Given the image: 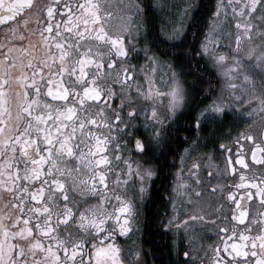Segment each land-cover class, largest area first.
<instances>
[{
    "label": "snow or ice",
    "instance_id": "6c2138e0",
    "mask_svg": "<svg viewBox=\"0 0 264 264\" xmlns=\"http://www.w3.org/2000/svg\"><path fill=\"white\" fill-rule=\"evenodd\" d=\"M135 8V15L141 16L140 5ZM220 8L217 5L215 16L221 14ZM223 8L226 17L229 9L238 14L236 27L244 36L251 39L255 29L264 38V0H227ZM21 15L25 25L29 19L35 20L40 39L18 50L8 48L0 56V264H124L116 236L133 234L131 225L138 215L135 200L150 199L146 181L154 183L153 177L159 171L139 163L134 168L132 156L143 157L157 150L165 155L173 125L191 117V126L186 129L192 133L191 147H198L203 140L205 145L216 146L217 151H227L231 162L232 148L218 142L232 136L231 130H224L228 118L250 119L257 100L264 112V77L259 97L248 95L246 89L237 93L236 85L229 83L233 98L225 100L212 96L216 89L211 87V76L215 66H221L229 81L233 79V68H258L264 73V43L258 56H249L248 60L242 55L233 56V65L225 69L228 57L218 51L220 36L215 28L203 34L197 48L185 51L183 45L189 33L182 30L183 25L169 34L164 29L157 32L146 14L136 22V37L131 36L128 27L115 33L106 31L103 17L111 13L102 10L99 0H77L75 5L72 0H0V24L14 22ZM195 25L193 16L188 27ZM235 40L239 48L241 35L237 34ZM104 48L107 52L102 51ZM37 49L43 55L34 56ZM171 49H177L171 51L176 60H162ZM13 51H18L19 56L12 55ZM141 53L147 66L167 63L172 70L167 91L159 94L168 99L163 117L149 102L157 99L151 82L145 89L135 79L136 66L127 63L139 59ZM202 60L208 79L201 72L185 70V65L191 67L193 61L199 69ZM28 70L30 75H25ZM189 76L195 79L189 82ZM243 79L253 90L256 88L252 76L244 75ZM14 86L18 89L15 122L8 106ZM244 139L255 145L250 150L251 161L264 167V138L257 142L248 135ZM233 146L237 150L236 162L248 169L246 154H240L243 144L236 141ZM257 151L261 153L259 158ZM199 169L200 165L194 163L184 183L190 180L199 187L211 181L213 173L201 174ZM231 171L236 174L237 170L233 167ZM109 176L133 195L109 189ZM239 177L240 182L227 192V199L236 206L233 218L242 221L248 212L245 201L258 196L264 206V174L246 176L241 171ZM209 190L215 192L216 186ZM109 191L111 196L107 195ZM77 194L95 196L97 203L81 207ZM113 198V210L108 211L106 204ZM204 218L199 214L183 220L174 218L166 227L176 225L179 231ZM220 231L225 236L229 233L228 228ZM231 235H237L235 229ZM239 239L241 243L233 242L231 246L225 243L226 257L221 261L217 256L215 264H236V257H243L244 264H264V229L257 235L241 232ZM130 253L136 259L129 264H143L140 249ZM169 255L172 256L171 249ZM193 256L191 251H177L171 264H194Z\"/></svg>",
    "mask_w": 264,
    "mask_h": 264
},
{
    "label": "flooded vegetation",
    "instance_id": "af4514ba",
    "mask_svg": "<svg viewBox=\"0 0 264 264\" xmlns=\"http://www.w3.org/2000/svg\"><path fill=\"white\" fill-rule=\"evenodd\" d=\"M120 1H123L122 3L125 4L126 10L119 12L117 18L114 19L113 15L116 14L117 9L110 7L111 0H99L102 10L111 13L110 16L103 17L104 27L110 33H115L122 28L128 27L131 36L136 37V27L132 22V18L136 12L135 6L132 0ZM79 2L87 3L88 0H79ZM92 2L95 3L97 0H92ZM72 3L75 5L77 0H72ZM141 6L144 18V4L142 3ZM24 19L25 17L21 15L14 22L0 27V45L4 46L0 47V56L8 48L18 50L21 47H27L30 41L35 43L40 39L35 20L29 19V23L25 25ZM117 19H127L128 23L121 25L117 23ZM12 29H15V31L13 32ZM142 31L143 27L141 26ZM33 33H36V35L33 36ZM22 36L27 37V39L22 40ZM102 51L107 52V49L104 48ZM37 54L43 55L39 49L33 53L34 56ZM12 55L19 56V52L13 51ZM127 63L136 66L135 79L145 89L149 87V83L151 82L152 92L157 95V99L149 102L157 107L161 117L165 116L167 114L166 105L168 104V99L161 97L159 94L166 92L167 88L158 86L156 76L150 75L149 72H151L152 66H147L143 53L140 54L139 59H130ZM12 74L16 75L15 72ZM25 75H30V70L26 71ZM208 78L209 75H205V79ZM211 79V87L216 89V92L212 93V96H221L225 100H231V90L220 89L217 75H212ZM259 84L260 86L262 85V80H259ZM208 86V84L203 85L204 88H208ZM133 89H135V84H133ZM15 91H18V89H15L14 86V90L8 96V106L11 109L13 122H15L17 115ZM48 99L50 100L51 98ZM208 102L204 101V103ZM252 107L255 112L250 119L228 118V125L224 130H231L232 136L230 139L218 142L228 143L232 148L231 162L227 159L229 155L227 151L223 153L217 151L216 146L211 143L205 145V142L201 140L198 147L194 149L191 147L193 141L189 137L192 136V133L186 130L191 126V117L187 119L181 118V120L173 125L172 136L169 138L170 145L164 147L165 155H160L159 150H157L155 153H146L143 157L132 156L134 168L136 163H139L142 167L151 166L153 170L158 169L159 171L158 175L153 177L154 183L151 180L146 181V187L150 186V199L135 200L138 215L131 225L133 234L130 237L119 234L116 236L115 243L121 249L120 258L124 261V264H129L130 261L136 259L130 253L132 249L141 250L139 259L143 264H171V260L175 258L177 251L181 253L184 251L193 252L194 256L192 259L194 264H215L217 256L220 257L221 261L226 257V254L223 252L225 243L229 246L233 242L241 243L239 239L241 232L245 235H257L261 229H264V222H262L264 221V206L261 205L260 197L257 196L251 201L244 202L248 212L242 221L233 218V211L236 209V206L227 199V192L240 182L239 173L241 171L246 176L255 175L256 177H260L261 174H264V167L256 165L251 161L250 150L255 145L251 141L244 139L248 135L254 136L257 142L261 138H264V112L260 110L258 101L253 103ZM92 110L96 111L95 106H93ZM244 116L247 117L248 113H245ZM176 129L179 130L177 131ZM236 141H240L243 144L240 154H246L245 158L249 163L248 169H244L242 165L236 162L237 150L233 146ZM0 147L3 146L0 145ZM186 149L187 151H185ZM124 155L127 157L129 153H124ZM260 155L261 153L257 151L258 158ZM194 163L200 165L199 170L201 174H206L209 171L213 173L211 181H206L205 184L199 187L192 184L190 180L187 181V184L184 183ZM233 167L237 170L236 174H233L231 171ZM114 180V176H109V189H114L120 194L127 192L128 197L133 195L129 188L118 187L113 183ZM212 185L216 186L215 192L209 190ZM178 186H180L179 190ZM196 192H200L198 197L196 196ZM107 195L111 196V191ZM145 195L148 196L149 193L146 192ZM9 199L11 198L9 197ZM76 200L81 207L97 203V197L95 196L89 198L77 194ZM2 203L0 201V204ZM114 204L115 200L113 198L111 202L106 204L107 210L112 211ZM193 214L204 215L205 218L204 220L194 221L187 229L180 227L179 231L176 230V225L166 227L170 219L178 218L179 220H183L185 217ZM236 214H239L238 211ZM109 226H112L111 223ZM221 228L229 229L227 236H225L224 232L220 231ZM232 229H235L237 233L235 237L231 235ZM249 229H251L250 232ZM116 231L118 233L119 230L116 229ZM170 249L172 256L169 255ZM88 251L86 248L85 253L87 254ZM228 258L232 259L231 257ZM235 260L236 264H244L243 257H236Z\"/></svg>",
    "mask_w": 264,
    "mask_h": 264
},
{
    "label": "rangeland",
    "instance_id": "374dc122",
    "mask_svg": "<svg viewBox=\"0 0 264 264\" xmlns=\"http://www.w3.org/2000/svg\"><path fill=\"white\" fill-rule=\"evenodd\" d=\"M122 2L123 1L120 0H111L110 7L113 9H117L116 14L113 15L114 19L117 18L119 12H123L124 10H126V6ZM154 2L160 15L161 27L162 29H164L165 34H169L173 31V29H179L181 25H183L182 30L187 29L192 9L197 0H155ZM226 2L227 0L215 1L213 13L208 21L205 30L203 31L204 34L210 28H215L217 35L220 36V39L217 42L218 51L219 53L224 54L228 57V59L223 64V68L225 69L233 65V56L242 55L245 57V60H248L249 56H258L260 54V45L264 43V38H262L255 29L252 30L251 39L242 34V30L236 27V19L238 18V14L234 15L231 12V9L228 10L227 17L225 16L223 5L226 4ZM132 3L134 4V6L138 4L140 5V8H142V0H132ZM217 5H221V14L219 16L214 15V13H216L217 11ZM142 15L143 11L141 9V16H133L132 22L135 24V27L137 26L136 22L143 18ZM257 15H259V13H257ZM116 21L121 25L128 23L127 19H117ZM241 22L243 23V20H241ZM253 23H258V21L254 20ZM237 34L241 35L239 48H237L235 40V36ZM202 38L203 35L201 37V40ZM162 60L170 63V61L164 57H162ZM252 62L255 63L254 60ZM149 73L153 77L156 76L158 86L166 87V85L169 83V78L172 75V70L167 66V63H158L152 65L151 72ZM214 73L219 79L220 89H230L229 83H232L236 85L235 91L237 93H240L244 91V89H246L247 94L250 96L259 97L261 94L262 88L259 84V80H262L264 73H261L258 68L250 69L249 71L233 68V79L231 81H229V79L223 75L221 66H215ZM244 75H250L253 77L256 85V88L254 90L251 86L247 85L248 82L244 81ZM257 78L259 79L257 80ZM232 98L233 97L230 96V99Z\"/></svg>",
    "mask_w": 264,
    "mask_h": 264
},
{
    "label": "trees",
    "instance_id": "16d2710c",
    "mask_svg": "<svg viewBox=\"0 0 264 264\" xmlns=\"http://www.w3.org/2000/svg\"><path fill=\"white\" fill-rule=\"evenodd\" d=\"M155 0H142L144 4V17L145 14L147 17L151 19L152 24L155 27V30L157 32H160L161 27V20L160 15L157 11ZM216 0H197L196 4L194 5L192 9V13L190 15L189 23L187 25L186 31H188L189 35L187 37V41L183 45V50L189 51L192 48H197L200 44L201 37L203 35V31L205 30L208 21L213 13L214 10V4ZM193 16L196 20V25L192 28H189V24L192 21ZM177 49H171L168 56H165L164 58L168 59L170 62H174L176 60V57L171 55V51H176ZM160 51H163V49H160ZM184 59V58H181ZM204 61H200V68L197 69L195 67V61H193V64L191 67H189L187 64L185 65L186 71H198L201 72L204 75H208L207 72L204 71ZM212 75H215L213 73ZM188 81L191 82L195 79L193 76L187 77Z\"/></svg>",
    "mask_w": 264,
    "mask_h": 264
},
{
    "label": "water",
    "instance_id": "95a60500",
    "mask_svg": "<svg viewBox=\"0 0 264 264\" xmlns=\"http://www.w3.org/2000/svg\"><path fill=\"white\" fill-rule=\"evenodd\" d=\"M8 24V23H7ZM3 25H6V24H0V27H2ZM263 135H264V133H263Z\"/></svg>",
    "mask_w": 264,
    "mask_h": 264
}]
</instances>
